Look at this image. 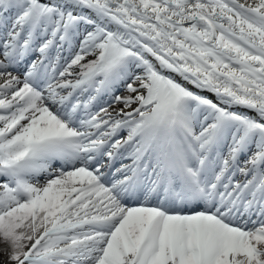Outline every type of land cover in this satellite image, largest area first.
<instances>
[{"label": "snow or ice", "instance_id": "6c2138e0", "mask_svg": "<svg viewBox=\"0 0 264 264\" xmlns=\"http://www.w3.org/2000/svg\"><path fill=\"white\" fill-rule=\"evenodd\" d=\"M0 264H264V0H0Z\"/></svg>", "mask_w": 264, "mask_h": 264}]
</instances>
